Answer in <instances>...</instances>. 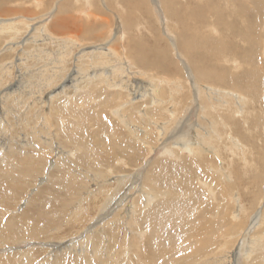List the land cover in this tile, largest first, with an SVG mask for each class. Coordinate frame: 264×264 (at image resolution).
Wrapping results in <instances>:
<instances>
[{
  "label": "rangeland",
  "instance_id": "obj_1",
  "mask_svg": "<svg viewBox=\"0 0 264 264\" xmlns=\"http://www.w3.org/2000/svg\"><path fill=\"white\" fill-rule=\"evenodd\" d=\"M39 1L0 0V20L4 23L13 20L17 25L15 30L0 35V264H264V238H259L264 236V51L260 50L264 44L260 43L264 26L263 30L261 26H253L256 5L246 0H217L220 4L212 11L216 19H211L206 0H93L98 16L92 18L81 13L79 0H42L36 4ZM59 1L71 7L56 14ZM167 4L169 7H163ZM246 5H251L249 15L253 18L244 12ZM170 8L175 11L174 16L167 14ZM263 13L261 9L258 14ZM262 19L259 21L264 24ZM211 23L220 34L215 35L218 43L212 40ZM171 36L175 37L176 45L172 44ZM256 36L260 38L259 49L251 42ZM194 41L206 44L196 45ZM59 42L76 43L68 45L73 52H68L63 60L58 53L67 48ZM188 42L192 43L194 52L208 56L209 62L201 60L198 64V69L202 70L196 71L200 75L199 83L190 79L192 76L186 66L187 62L194 66L187 51ZM108 45H115L118 55L106 56L98 63L95 60L101 59L92 61L88 56L101 52L97 48L105 50ZM218 46L222 53H210L218 52ZM162 50L166 51L169 64L161 60L162 54L156 55ZM226 56L231 60L239 58L240 62L236 61L240 67L236 68L234 60V65L227 62ZM84 63V69L89 71L85 75L78 68ZM114 66L127 71L122 77L125 81L119 83L121 74L115 69L109 73L110 80L105 77L108 73L99 76L101 68ZM249 70H254L253 76ZM254 72L260 75L255 78L257 85L254 83L259 92L258 97L252 95V101L247 103L251 108L248 113L234 112L228 102L217 106L208 93L214 87L221 93L241 91L248 95L249 82L243 79L249 76L252 85ZM231 74L241 77L242 87H232ZM82 76L84 79L76 84ZM150 79L165 86L158 93L167 100L171 97L169 84L176 85L177 92H183L173 95L178 104H155L151 96L143 98L129 87L136 84L135 81L147 83ZM225 80L229 82L224 84ZM105 81L119 86L111 91ZM193 84L206 88L208 110L195 105ZM208 87L211 88L208 90ZM118 102L124 103L122 109L118 110L121 106H116ZM167 107L175 110V114ZM205 114L207 118L200 120L199 116ZM189 120L195 122V126L191 123L192 126H188ZM131 123L140 130L134 132L133 126L129 128ZM217 123L220 135L213 131L218 128ZM183 132L204 133L207 135L204 141L209 139L211 144L203 141V151L186 150L184 146L190 144L186 135L179 136ZM235 141L238 146H234ZM167 149L172 150L171 153ZM121 158L123 162H119ZM151 161L153 177L148 176V179L157 193L153 194L159 196L154 195L155 201L146 199L139 184L143 181L142 175L147 176V165L150 168ZM96 174H101L102 178L96 179ZM100 188L109 189L111 194L117 190L118 198L128 194V201L119 213L111 211L97 228L89 230L91 235L99 237L96 244L102 254L94 253L89 247L88 255L83 251L68 255L69 251L73 253V247L69 246L60 252L53 251L54 254L52 247L42 246L44 242H66L83 236L88 228L85 224L90 227L99 214L105 216L112 205L103 209L108 196L99 195ZM82 194H86L84 198ZM133 198L138 201L139 210L140 205L148 203L144 215L135 210ZM80 200V209L86 216L84 222L74 220L73 212L79 208ZM257 214H262L263 220L259 215L255 221ZM125 221L145 226L135 230L143 232L139 238L126 229ZM34 229L41 231L40 237L32 235ZM256 237L258 240L254 243Z\"/></svg>",
  "mask_w": 264,
  "mask_h": 264
},
{
  "label": "bare ground",
  "instance_id": "obj_2",
  "mask_svg": "<svg viewBox=\"0 0 264 264\" xmlns=\"http://www.w3.org/2000/svg\"><path fill=\"white\" fill-rule=\"evenodd\" d=\"M70 0H68L67 2H69ZM74 1V0H73ZM96 1V0H95ZM95 1H93V0H79L78 2H79V4H78V7H80L79 9L81 10V13H83V14H85L86 16H90V17H92V18H96V16H98V15H96V13L94 12V7H95V5H94V2ZM124 1V0H123ZM132 1V0H131ZM151 1V0H150ZM189 1V0H188ZM191 1H193V0H191ZM200 1H202V2H205L204 0H200ZM246 1H251L252 2V4L253 5H256V17H255V15L253 16L252 14V16L254 17V19L256 20V23H254L253 24V26H257V27H260L261 26V29H262V27L264 26V24L261 22L260 23V21H259V18H263L262 19V21L264 22V13L262 14V16H259V15H261V14H258L259 13V11L261 10V9H264L263 7H264V0H246ZM164 3V1H161L160 3ZM169 2H170V0H169ZM169 2H167V3H169ZM179 2V1H178ZM199 2V1H198ZM40 3H42V0L41 1H39V2H37L36 4H40ZM75 3V2H74ZM96 3V2H95ZM117 3V2H116ZM129 3H130V1H129ZM136 3V2H135ZM158 3V2H157ZM174 3H175V1H174ZM180 3V2H179ZM193 3V2H192ZM192 3H191V5H192ZM105 4V3H104ZM126 4V3H125ZM138 4V3H137ZM153 4H154V2H153ZM152 4V5H153ZM171 4H173V3H171ZM218 4H220L217 0H206V3H205V6L206 7H208L209 9H210V11L209 12H211V13H208L209 14V16H211L210 18L212 19L213 18V14H215L216 15V13H214V12H212L213 11V8L215 9V6L216 5H218ZM249 4V3H248ZM116 5V4H115ZM156 5V4H155ZM161 5V4H160ZM163 5V4H162ZM177 5H179L180 6V4H177ZM184 5V4H183ZM195 5V4H194ZM242 5V4H241ZM165 6H168L169 7V4H167V5H164L163 7H165ZM171 6V5H170ZM175 6V5H174ZM182 6V5H181ZM66 7H71L70 5H67L65 2L64 3H60V1H59V4H57V6H56V8H55V13L56 14H58L57 13V11L58 12H62L63 10H65L66 9ZM177 7V6H176ZM176 7H174V8H176ZM191 7V6H190ZM202 7V6H201ZM247 7V8H246ZM246 7L245 6H243V10H244V12L246 13V14H248V16L249 17H252V16H250L249 15V12H251L250 11V9H251V5H246ZM77 8V7H76ZM135 8V7H134ZM177 8H179V7H177ZM187 8V7H186ZM196 8H198L197 6H196ZM203 8V7H202ZM54 9V8H53ZM68 9V8H67ZM71 9V8H70ZM136 9H137V7H136ZM164 9V8H163ZM206 9V8H205ZM179 10V9H178ZM177 10V11H178ZM181 10H182V8H181ZM185 10V9H184ZM190 10V9H189ZM201 10V9H200ZM164 11V10H163ZM167 11V14L170 16V14L171 15H173L174 16V12L175 11H173V8H170V10H166ZM183 11V10H182ZM204 11V10H203ZM80 12V11H79ZM193 12V11H192ZM197 12H199V11H197ZM253 12H255V11H253ZM67 13V12H66ZM200 13V12H199ZM61 15V14H60ZM177 15H179V14H177ZM186 15V14H185ZM59 16V15H58ZM199 16V15H198ZM201 16V15H200ZM62 17H63V15H62ZM65 17V16H64ZM167 17V16H166ZM189 17H191V16H189ZM252 17V18H253ZM69 18V17H68ZM71 18V17H70ZM100 18V17H99ZM173 18V17H172ZM175 18V17H174ZM181 18V17H180ZM184 18V17H183ZM187 18V17H186ZM186 18H184V19H186ZM194 18V17H193ZM9 19V18H8ZM63 19V18H62ZM170 19V18H169ZM191 19H192V17H191ZM198 19V18H197ZM213 19H216V17L215 18H213ZM218 19V18H217ZM22 20V19H21ZM64 20V19H63ZM66 20H68V19H66ZM173 20V19H172ZM181 20V19H180ZM253 20V19H252ZM261 20V19H260ZM33 21V20H32ZM31 21V22H32ZM94 21V20H93ZM177 21V20H176ZM203 21V20H202ZM251 21V20H250ZM258 21V22H257ZM13 22H16V21H11V22H8V23H4L3 22V20H0V23H2L1 25H0V35L2 34V33H7V32H11L12 30H15V28H16V26H15V23H13ZM19 22V21H18ZM22 22V21H21ZM190 22V21H189ZM252 22V21H251ZM183 23V22H182ZM197 23V22H196ZM259 23V24H258ZM18 24V23H17ZM252 24V23H251ZM31 25V24H30ZM185 25V24H184ZM210 25V27H211V29H212V40L214 41L215 39H216V43H218V38H215V35H220L219 34V32H218V30H217V27H215V29L212 27V23L211 24H209ZM259 25V26H258ZM186 26V25H185ZM195 26H196V24H195ZM45 27H46V25H45ZM208 27V26H207ZM187 28V27H186ZM253 29H255L254 27H252ZM264 28V27H263ZM45 29V28H44ZM219 29V28H218ZM260 29V30H261ZM195 29H193V31H194ZM198 30V29H197ZM238 30V29H237ZM240 30H242V29H240ZM245 30V29H244ZM263 30V29H262ZM190 31H191V29H190ZM199 31V30H198ZM197 31V32H198ZM101 32V31H100ZM261 32V31H260ZM259 32V33H260ZM204 33V32H203ZM238 33V32H237ZM241 33V32H240ZM239 33V34H240ZM258 33V32H257ZM205 34H208V33H205ZM236 34V33H235ZM242 34V33H241ZM243 35V34H242ZM261 36L263 35V34H260ZM46 36V35H45ZM44 36V37H45ZM105 36V35H104ZM236 36H238V34L236 35ZM253 36V35H252ZM51 37V36H50ZM123 37V36H122ZM193 37V36H192ZM205 37V36H204ZM243 37V36H242ZM264 37V36H263ZM262 37V38H263ZM259 38V36H256V37H252V39H251V42H254V45L255 46H260L261 44H263L264 43V39L262 40V38H261V40H260V38ZM34 39V38H33ZM51 39V38H50ZM210 39V38H209ZM220 39H222V36H221V38H219V41H220ZM170 40L172 41V44L173 45H176V39H175V37H172L171 36V38H170ZM259 40L261 41L260 43V45H259ZM200 41V40H199ZM208 41V40H207ZM241 41V40H240ZM244 41V40H243ZM222 42H223V40H222ZM60 43V42H59ZM189 44V47L187 48V51H188V53H189V56H190V59H191V61H192V64L194 65V66H192V65H190L189 64V62H185L186 63V66H187V68H188V71H189V74L192 76V78L190 77V79L191 80H193V81H195V82H198V75H197V72H202V70L201 69H198L200 66H198V64L200 63V61L202 60V61H208L209 62V60H208V56H204V53L202 54V52H194V50L191 48V46H193L192 45V43L191 42H188ZM194 43H195V41H194ZM55 44V43H54ZM61 45L63 44V46L65 47V48H67V49H64V50H62V51H59V56L61 57V59L63 60V59H66L65 57L68 55V52H73V48H72V46L71 47H69L68 48V45H71V44H76V43H74V42H63V43H60ZM59 44V45H60ZM196 45H198V44H206L205 42H199V43H195ZM219 44H220V42H219ZM228 44H230V43H228ZM186 44L185 43H183V47L185 46ZM213 45V44H212ZM234 46H235V44H233ZM87 46V45H86ZM106 46V45H105ZM115 45H112V47H109V45H108V47L104 50L103 49V47H100V48H97L96 50H98V49H100L101 50V52H99V53H93V54H88V56L90 57V59L92 60V61H94L95 59H101V60H99V61H96L95 60V63H98V62H100V61H102V59L104 58V59H106L105 57L106 56H114V55H118V50L116 51V46L114 47ZM142 46V45H141ZM214 46V45H213ZM232 46V45H231ZM238 46V45H237ZM249 46V45H248ZM181 47V46H180ZM219 47V46H218ZM217 47V48H218ZM264 44L262 45V47L260 48V50H261V52H263L264 50ZM176 48H178V47H176ZM226 48V47H225ZM228 48V47H227ZM231 48V47H230ZM258 49H259V47H258ZM127 50V49H126ZM191 50H193V52H194V54L191 52ZM246 51V50H245ZM63 52H65L63 55H62V53ZM71 52H70V54H71ZM241 52V51H240ZM207 53V52H206ZM210 53H216V54H220V53H222V49H221V47H219V50H218V52L217 51H215V52H213V51H211ZM234 53V52H233ZM120 54V53H119ZM160 54H162V58L163 59H161V60H164L165 61V63H167V64H169L168 62L169 61H167V58H165L166 57V55H167V53H166V51H164V50H162V52H160V53H157L156 55H160ZM185 54V53H184ZM239 54H241V53H239ZM251 54H252V52H251ZM261 54V53H260ZM259 54V55H260ZM73 55V54H72ZM84 55V54H83ZM82 55V56H83ZM186 55V54H185ZM201 55H203V56H201ZM214 55V54H213ZM80 56V55H79ZM131 56V55H130ZM228 56V55H227ZM227 56L224 58L227 62H230L231 64H233L234 62H235V65H236V68L238 69L239 67H240V65H239V58H237V59H235V57L234 58H232L233 60H234V62H233V60H231V59H227ZM235 56H236V54H235ZM262 56H264V52H263V54H262ZM73 57V56H72ZM159 57V56H158ZM196 57H199L200 58V60L198 59L197 60V58ZM216 57V56H215ZM215 57H213V59H215ZM137 58H139V57H137ZM82 59V58H81ZM121 59H123V58H121ZM221 59V58H220ZM239 59V60H238ZM243 59V58H242ZM57 60V59H56ZM85 60V59H84ZM236 60H238L239 62H237ZM66 61V60H65ZM106 61V60H105ZM128 61V60H127ZM222 61H223V59H222ZM256 61V60H255ZM63 62V61H62ZM83 62V61H82ZM182 62H183V60H182ZM66 63V62H65ZM80 63V62H79ZM136 63V62H135ZM117 64V63H116ZM121 64H122V62H121ZM124 64V63H123ZM159 64V63H158ZM163 64V63H162ZM62 65V64H61ZM81 65V64H80ZM120 65V64H119ZM132 65V64H131ZM234 65V64H233ZM84 66H85V63L84 64H82L80 67H78V68H80L81 69V72L80 73H82L83 75H85V74H87L88 72H87V70L86 69H84ZM111 66V65H110ZM165 66V65H164ZM217 66V65H216ZM166 67V66H165ZM167 68V67H166ZM178 68V67H177ZM180 68V67H179ZM196 68V69H195ZM58 69H59V67H58ZM112 69H115V70H117V72L119 71L120 72V74H121V79L119 80L120 82L119 83H121V82H123V81H125L124 79H122V77L124 76V73H126L127 71L126 70H124L123 68H121V70H118L119 68H116L115 66L114 67H110L109 69L107 68V67H103V68H101V72H100V75L99 76H103V74H101V73H108V74H105V77L107 78V79H111L110 78V76H109V73L112 71ZM129 69V68H128ZM211 70V69H210ZM100 71V70H99ZM197 71V72H196ZM254 71V70H253ZM253 71H250L249 70V72H251L250 74L253 76ZM92 72V71H91ZM135 72V71H134ZM138 72V71H137ZM186 72V71H185ZM223 72V71H222ZM227 72V71H226ZM133 74V73H132ZM193 74V75H192ZM254 74H255V76H254V82L252 83V85H250L251 84V82H250V77L249 76H247V78H245V79H243V80H245V82L247 81V82H249L248 84H247V89L249 90V94L247 95V94H244L243 92H241L240 91V93H235V92H226V93H221L220 92V90L218 89V90H215V88L213 87V88H211V87H208V90H209V88H211L210 89V91L208 92L209 93V95L216 101V105L217 106H222V105H224V104H226L227 102H228V104L230 103L231 104V106H232V108H233V111L234 112H244V111H246L247 113L248 112H250L251 111V108L249 109V107H248V102H250V101H252V99H251V97H252V95L253 96H257L258 97V95H257V93L259 92L258 90H259V88L257 89L255 86H254V83H256V85H257V81H256V76H258V77H260V75H258L256 72H254ZM89 75V74H88ZM189 75V76H190ZM67 76V75H66ZM92 76V75H91ZM130 76V75H129ZM157 76V75H156ZM177 76V75H176ZM200 76V75H199ZM218 76V75H217ZM223 76V75H222ZM84 77L85 76H82L81 77V79L80 80H78L77 81V83L76 84H80L81 83V81L84 79ZM98 77V76H97ZM171 77V76H170ZM169 76H168V78H170ZM173 77V76H172ZM171 77V78H172ZM178 77V76H177ZM91 78V77H90ZM102 78V77H101ZM156 78V77H155ZM229 78H231L232 80H230V83L233 85L232 87L234 88V87H242V85H241V82H240V79H241V77H239V76H236V75H233V74H231L230 75V77ZM262 78V77H261ZM130 79V78H129ZM129 79H128V81H129ZM200 79H202L201 77H200ZM199 79V80H200ZM156 80V79H155ZM158 80V79H157ZM163 80V79H162ZM171 80V79H170ZM176 80V79H175ZM174 80V81H175ZM220 80H222V79H219V81ZM229 80V79H228ZM242 80V79H241ZM127 81V80H126ZM173 81V82H174ZM218 81V80H217ZM252 81V80H251ZM131 82V81H130ZM137 82L138 81H135V83L136 84H134V83H132L131 84V86H129V87H131L132 88V91H134L135 93H140L141 95H143V98L144 97H146L147 95H149V96H151L152 97V99L154 100V103L155 104H158V105H164V103H167L168 102V104L170 105V106H173V104L175 105V104H178V101H174V99H175V96H173L174 94H176V92H177V90L175 89L176 87V85H173L172 84V86H170V84H169V90H170V94H171V97L167 100V98L166 97H168L167 95H166V99H164V98H161V97H159V93H158V91L160 90V91H162V90H164V88H165V86H162V84L160 83V84H156V82L153 80V79H150V80H148L147 81V83H146V81H143V83H142V81H139L138 82V84H137ZM158 82V81H157ZM169 82V81H168ZM172 82V81H171ZM225 82H226V80L225 81H223V83L225 84ZM229 81H227L226 83H228ZM92 83H94V81H92ZM105 83L107 84V87L106 88H108L109 90H113L114 88H116V87H118L119 85H117L116 83H111V82H106L105 81ZM141 83V84H140ZM159 83V82H158ZM162 83H164V82H162ZM192 83V82H191ZM194 83V82H193ZM199 83V82H198ZM175 84H177V83H175ZM179 84V83H178ZM190 84V83H189ZM129 85H130V83H129ZM183 85V84H182ZM182 85H180V86H182ZM194 85V84H193ZM211 85V84H210ZM120 87H123V88H125V85H120ZM167 87V88H168ZM197 87L199 88V92L197 91ZM223 87V86H222ZM225 87V86H224ZM177 88H179V87H177ZM190 89V88H189ZM214 91H213V90ZM250 89L252 90V91H250ZM127 90H128V87H127ZM131 90V89H130ZM191 90V89H190ZM247 90V91H248ZM205 91H207L206 90V88L205 87H201V86H196V85H194V94H195V99H196V103H195V105H198V104H200V107H201V109H203L204 111H206V110H208L209 109V103H208V96L206 95V92ZM147 92V93H146ZM179 92V91H178ZM177 92V93H178ZM181 92V91H180ZM179 92V93H180ZM239 92V91H238ZM124 93V92H123ZM132 93V92H131ZM134 93V94H135ZM161 93V92H160ZM164 93V92H163ZM181 93H183V92H181ZM207 93V94H208ZM251 93V94H250ZM140 94H138L139 96H141ZM166 94V93H165ZM168 94V93H167ZM163 95V94H162ZM213 95V96H212ZM260 95H262V94H260ZM259 95V96H260ZM164 96V95H163ZM179 96V95H178ZM263 96H264V93H263ZM126 97V96H125ZM123 98H124V96H123ZM137 98V97H136ZM135 98V99H136ZM262 98V97H261ZM134 99V98H133ZM132 99V100H133ZM138 99V98H137ZM142 100V99H141ZM177 100V99H176ZM125 101V100H124ZM136 101V100H135ZM150 101V100H149ZM172 101V102H171ZM212 102V101H211ZM127 103V102H126ZM125 103V104H126ZM129 103H130V101H129ZM128 103V104H129ZM132 103V102H131ZM118 104H121V106L119 105L118 106ZM139 104V103H138ZM141 104V103H140ZM243 104H245V106H243ZM131 105V104H130ZM130 105H129V107H130ZM143 105V104H142ZM180 105V104H179ZM116 106H118V110L119 109H122L121 107L122 106H124V103H117V105ZM211 106V105H210ZM214 106V105H213ZM128 107V106H127ZM135 107V106H134ZM124 108V107H123ZM156 108H157V105H156ZM172 108V107H171ZM211 108H212V106H211ZM111 109V108H110ZM109 109V110H110ZM131 109V108H130ZM136 109V108H135ZM164 109V108H163ZM168 111H170L172 114H175V110H173V109H170V108H166ZM199 109V108H198ZM112 110V109H111ZM118 110H116V111H118ZM125 110V109H124ZM140 111V110H139ZM138 112V111H137ZM186 112V111H185ZM246 112H244V113H246ZM118 113V112H117ZM144 113V112H143ZM166 113V112H165ZM218 113H219V111H218ZM217 113V114H218ZM221 113V112H220ZM224 113V112H223ZM185 114V113H184ZM118 115H120V114H118ZM134 115V114H133ZM143 115V114H142ZM149 115H151V112H150V114ZM216 115V114H215ZM237 115V114H236ZM251 115V114H250ZM122 116V115H121ZM120 116V117H121ZM123 116H124V114H123ZM127 116V115H126ZM139 116H141V115H139ZM145 115H143V117H144ZM156 116V115H155ZM174 116H176V115H174ZM150 117V116H149ZM187 117V116H186ZM189 117V116H188ZM117 118H118V116H117ZM121 118H123V117H121ZM120 118V119H121ZM125 118V117H124ZM157 118H159V117H157ZM207 117H206V114H205V116L204 117H202V116H199V119L201 120V119H206ZM209 118V117H208ZM135 119V118H134ZM154 119V118H153ZM164 119V118H163ZM184 119V118H183ZM210 119H212L213 120V118H210ZM218 119V118H217ZM243 119V118H242ZM117 120H119V118L117 119ZM126 120H127V117H126ZM147 120V119H146ZM152 120V119H151ZM171 120V119H170ZM173 120V119H172ZM120 121V120H119ZM123 121H124V119H123ZM130 121V120H129ZM148 121V120H147ZM154 121H156V120H154ZM163 121V120H162ZM176 121V120H175ZM197 121V120H196ZM138 122V121H137ZM214 122V121H213ZM223 122H225V121H223ZM264 122V121H263ZM129 123V122H128ZM144 123V122H143ZM147 123H149V122H147ZM168 123V122H167ZM187 123V122H186ZM189 123H191L190 122V120L188 121V126H192V125H194V124H196L195 122H193V123H191L192 125H189ZM145 124H146V122H145ZM185 124V123H184ZM148 125V124H147ZM217 125H218V128L217 129H212L214 132H217V134H219V124L217 123ZM216 124L214 125V126H217ZM134 127V132H136L137 130H140L139 129V127H138V125L135 127L134 125H132V123H131V125H129V128L130 127ZM140 126V125H139ZM148 126H150V124L148 125ZM195 126V125H194ZM226 126V125H225ZM227 126H228V124H227ZM128 128V129H129ZM144 128V127H143ZM183 128V127H182ZM194 128V127H193ZM213 128V127H212ZM162 129V127L160 128V130ZM228 129V128H227ZM125 130H127L126 128H125ZM186 130V129H185ZM211 130V129H210ZM230 130H231V128H230ZM187 131V130H186ZM204 131V130H203ZM145 132V131H144ZM208 132V131H207ZM159 133V132H158ZM206 133V132H205ZM226 133V132H225ZM123 134H125V133H123ZM178 134V133H177ZM181 134V133H180ZM212 134V133H211ZM223 134V133H222ZM134 135V134H133ZM136 135H139V133L137 132V134ZM184 135H186L187 136V142L190 144V145H186V146H184V147H186V150L188 149L189 151H191V152H193L194 150H196V148L198 149V150H201V151H203L204 150V147L202 146L204 143H203V141L205 140V137L207 136V135H204V133L203 134H198V133H196L195 132V134H191V133H189V134H186V133H182V135H179L181 138H183V136ZM210 135V134H209ZM212 135H214V133L212 134ZM220 135V134H219ZM227 135V134H226ZM230 135V134H229ZM172 136V135H171ZM194 136V137H193ZM159 137V136H158ZM161 137V136H160ZM217 137V136H216ZM219 137V136H218ZM221 137V136H220ZM219 137V138H220ZM127 138V137H126ZM185 138V137H184ZM236 138V137H235ZM198 139H201L202 140V142H199L198 141ZM215 139V138H214ZM237 139V138H236ZM112 140V139H111ZM157 140H159V139H157ZM179 140V139H178ZM209 139H207L206 141H204V142H206V143H209V144H211V142H209L208 141ZM114 141V140H113ZM124 141V140H123ZM142 141V140H141ZM161 141V140H160ZM185 141V140H184ZM179 142V141H178ZM186 142V143H187ZM116 143V142H115ZM148 143V142H147ZM162 143V142H161ZM127 144V143H126ZM130 144V143H129ZM143 144H144V142H143ZM200 144H201V147H200ZM235 144V145H234ZM234 144H232V146L234 145V146H238V142L237 141H235L234 142ZM175 145H176V143H175ZM174 144H173V146H175ZM181 145H183V144H181ZM111 146H112V144H111ZM122 146V145H121ZM125 146V145H124ZM128 146V145H127ZM142 146V145H141ZM147 146V145H146ZM152 146V145H151ZM207 146V145H206ZM120 147V146H119ZM118 147V149H120ZM130 147H131V145H130ZM140 147V146H139ZM138 147V148H139ZM153 147V146H152ZM172 147V146H171ZM176 147V146H175ZM209 147V146H208ZM115 148H117V147H115ZM115 148H114V150H115ZM125 148H126V146H125ZM129 148V147H128ZM132 148V147H131ZM182 148H183V146H182ZM195 148V149H194ZM113 149V148H112ZM111 149V150H112ZM124 149V148H123ZM171 149V148H170ZM127 150V149H126ZM133 150V149H132ZM135 150V149H134ZM137 150V149H136ZM138 150H140V149H138ZM152 150H154V149H152ZM168 150V149H167ZM183 150V149H182ZM185 150V149H184ZM15 151V150H14ZM113 151V150H112ZM117 151V150H116ZM125 151V150H124ZM166 151V150H165ZM170 151H172V150H168V152H170ZM197 151V150H196ZM196 151H194V152H196ZM209 151V150H208ZM123 152V151H122ZM121 152V153H122ZM128 152V151H127ZM183 152V151H182ZM198 152V151H197ZM200 152V151H199ZM205 152V151H204ZM163 153V152H162ZM171 153V152H170ZM203 153V152H202ZM210 153V152H209ZM168 154V153H167ZM185 154V153H184ZM215 155H218V151H217V153L215 152L214 153ZM196 155V154H195ZM194 155V156H195ZM199 155V154H198ZM202 155V154H201ZM160 156H162V154L160 155ZM164 156V155H163ZM168 156V155H167ZM174 156H176V155H174ZM170 157V156H169ZM168 158V157H167ZM173 158V157H172ZM177 158V157H176ZM119 159V158H118ZM190 159V158H189ZM159 160V159H158ZM170 160H172V159H170ZM177 160H179V159H177ZM191 160V159H190ZM201 160V159H200ZM118 161V160H117ZM116 161V162H117ZM125 161V160H124ZM161 161V160H160ZM165 161V160H164ZM169 161V160H168ZM173 161V160H172ZM119 162H123V158H121L120 160H119ZM126 162V161H125ZM125 162H124V164H125ZM147 162V161H146ZM145 162V163H146ZM179 162V161H178ZM107 163V162H106ZM118 163V162H117ZM116 163V164H117ZM148 163V162H147ZM152 163H153V161H151V163H150V168L148 167V165H147V168H148V170L149 171H147V176L146 177H144V175H142L143 176V181L142 182H139V184L142 186V184H143V187H141L140 186V190H141V192H142V194L146 197V199L147 200H150V201H152V199H154V201H155V199L157 198V197H159L158 195H155V194H157L156 192H155V190L153 189V188H151V180H149L148 179V176L150 177V176H152V175H150V173H151V171H152ZM120 164H122V163H120ZM169 164V163H168ZM176 164V163H175ZM105 165V164H104ZM144 165V164H143ZM145 165V166H146ZM172 165V164H171ZM179 165H181V164H179ZM178 165V166H179ZM192 165V164H191ZM167 166H169V165H167ZM156 167V166H155ZM172 167V166H171ZM160 168V167H159ZM163 169V168H162ZM178 169V168H177ZM187 169V168H186ZM157 170V169H156ZM176 170V169H175ZM111 171V170H110ZM137 171V170H136ZM161 171V170H160ZM164 171V170H163ZM88 173V172H87ZM86 173V174H87ZM113 173V171L111 172V174ZM172 173V172H171ZM218 173V172H217ZM172 175H174V174H172ZM83 176V175H82ZM87 176V175H86ZM9 177V176H8ZM94 177H97L96 179H98V178H102V176H101V174H96V175H94ZM153 177V176H152ZM202 177V176H201ZM137 179V178H136ZM147 179V181L145 182V180ZM116 180V179H115ZM128 181V180H127ZM151 181V182H150ZM116 182V181H115ZM150 182V183H149ZM107 183V182H106ZM129 183V182H128ZM114 184V183H113ZM205 184V183H204ZM132 185V184H131ZM184 185V184H183ZM208 185V184H207ZM111 186H113V185H111ZM123 186V185H122ZM126 186V185H125ZM128 186H130V185H128ZM133 186V185H132ZM136 187V186H135ZM93 188V187H92ZM131 188V187H130ZM119 189V188H118ZM123 189V188H122ZM158 189V188H157ZM199 189V188H198ZM101 190V192L99 193V195H102V194H107V198H108V200H110V202H112V203H110L108 200L106 201V205H103V209H106L107 208V206L108 205H112V207H111V209L109 210V212H107L106 214H105V216H103L102 214H101V216H100V214H99V219H98V217H96V219H98V220H94L93 221V224L89 227V226H87V224H85V226L86 227H88V228H86L85 229V232H84V234L86 233V237L84 238V239H81V237L83 238V236H84V234H82L83 236H81L80 234V236L79 237H74V238H72L71 240H69V241H66V242H63V241H59V242H48V243H46L45 244V242H44V244H42V246H45V247H52L53 248V250H52V252L53 251H55V250H59V252L60 251H62L63 249H65L66 247H70V248H72L73 250H72V252L73 253H70L71 251H69V250H66V251H69V253H68V255L69 254H72V255H74V254H80V252H82L83 251V253L84 254H87L88 252V250H89V247H92L93 249H91L94 253H98V252H100V247L96 244L97 242H98V238L99 237H97L96 235L97 234H95V235H91L90 233H89V230H92V228H94V227H98L99 225H100V222L102 221V220H104L105 218H107V217H109L110 216V214L112 213L111 211H115V212H117V213H119L120 211H121V207L124 205V204H126L125 202L126 201H128L127 200V196H128V194H127V196L125 195V196H121L120 198H118V191L116 190L115 192H114V194H111V192H110V190L109 189H102V188H100L98 191H100ZM102 190H104V191H102ZM113 190V189H112ZM128 190H130L129 188H128ZM97 191V192H98ZM124 191V190H123ZM131 191V190H130ZM158 191V190H157ZM166 191V190H165ZM196 191V190H195ZM95 192V191H94ZM167 192V191H166ZM166 192H164V193H166ZM211 192V191H210ZM80 193V192H79ZM88 193V192H87ZM90 193L92 194V191L90 190ZM129 193V192H128ZM153 193H155V194H153ZM71 194V193H70ZM81 194V193H80ZM90 194V195H91ZM95 194V193H94ZM97 194V193H96ZM115 194H117V195H115ZM83 195L85 196L86 194H82V198H84L83 197ZM142 195V196H143ZM157 196V197H155V196ZM168 195V194H167ZM74 196H76V195H74ZM92 196V195H91ZM90 196V197H91ZM96 196V195H95ZM116 196V197H115ZM152 196L154 197V198H152ZM176 196V195H175ZM196 196V195H195ZM114 197L116 198V199H114ZM137 197V196H136ZM177 197V196H176ZM81 198V199H82ZM118 198V199H117ZM124 198H126V199H124ZM129 198H131V197H129ZM138 198V197H137ZM143 198V197H142ZM141 198V199H142ZM68 199V198H67ZM123 199V200H122ZM134 199V198H133ZM140 199V200H141ZM65 200V199H64ZM131 200H132V198H131ZM136 199H134L133 200V206L135 207V210L136 209H138V207H137V202L135 201ZM69 201V200H68ZM87 201V200H86ZM85 201V202H86ZM145 201V200H144ZM261 201H263V200H261ZM63 202V201H62ZM82 200H80L79 201V208H77V209H75L74 207V214H75V216H74V220H79V222H84L85 221V219H86V216H84V211H83V209H80L81 208V206H82ZM148 202V201H147ZM127 206V205H126ZM125 206V207H126ZM132 206V205H131ZM58 207H59V205H58ZM78 207V206H77ZM130 207V206H129ZM134 207H131V208H134ZM139 207H141L140 208V210H139V212H141L143 215H144V212L146 213L147 211H148V208H149V205H148V203L147 204H144V205H140ZM220 207V206H219ZM60 208V207H59ZM109 208V207H108ZM62 209V208H61ZM169 209V208H168ZM241 209H243V208H241ZM108 210V209H107ZM129 208H127V211L129 212ZM134 210V209H133ZM132 210V211H133ZM170 210V209H169ZM175 210V209H174ZM240 210V209H239ZM125 208H124V213H125ZM261 211V210H260ZM111 212V213H110ZM72 213V212H71ZM132 213H134V212H132ZM237 213V212H236ZM240 213V212H239ZM120 215H122V214H120ZM128 215H129V213H128ZM130 215H132V214H130ZM259 215L260 214H257L255 217L257 218V220H255L256 218H254V220L255 221H258V217H259ZM262 215V214H261ZM261 215H260V217L259 218H261ZM217 216V215H216ZM58 217V216H57ZM137 217V216H136ZM143 217V216H142ZM66 218V217H65ZM144 218V217H143ZM116 219V218H115ZM114 219V220H115ZM124 219V218H123ZM142 219V218H141ZM167 219V218H166ZM117 220V219H116ZM131 220V219H130ZM261 220H263L262 218H261ZM87 221V220H86ZM153 221V220H152ZM264 221V220H263ZM68 222V221H67ZM88 222V221H87ZM109 222V221H108ZM107 222V223H108ZM114 222V221H113ZM66 223V222H65ZM86 223V222H85ZM102 223V222H101ZM142 223V222H141ZM144 223V222H143ZM142 223V224H143ZM152 223H154V222H152ZM261 223V222H260ZM109 224V223H108ZM120 224V223H119ZM125 227H126V229L127 230H131V231H133V235L132 236H137L138 238H139V236H141V233H143L142 231H135L136 229L137 230H142L141 228H143V227H145V226H143V227H140V226H138L137 225V223H135V224H133L132 223V221H125ZM140 224V223H139ZM122 225V224H121ZM102 226V225H101ZM150 226V225H149ZM119 227V226H118ZM147 227H148V225H147ZM146 227V228H147ZM27 229V228H26ZM30 229V228H29ZM84 229V228H83ZM99 229V228H98ZM97 229V230H98ZM109 229V228H108ZM145 229V228H144ZM32 230V229H31ZM96 230V229H95ZM103 230V229H102ZM102 230H100V231H102ZM148 230H150L149 228H148ZM83 231V230H82ZM105 231V230H104ZM103 231V232H104ZM113 231V230H112ZM26 232H27V230H26ZM31 232V231H30ZM116 232V231H115ZM114 232V233H115ZM147 232H149V231H147ZM151 232H153V231H151ZM28 233V232H27ZM32 233V235L34 236H39V233H41V231H39V229H34L33 230V232H31ZM98 233V232H97ZM103 233H101L100 235H102ZM152 234V233H151ZM18 235V234H17ZM30 235V234H29ZM91 235V236H90ZM88 236V237H87ZM111 236V235H110ZM143 236H144V234H143ZM40 237V236H39ZM107 237V236H106ZM114 238H115V240H117L116 239V237L115 236H113ZM117 237H119V236H117ZM123 237V236H122ZM127 237V236H126ZM32 238V237H31ZM137 238V239H138ZM141 238H143V237H140V239ZM258 237H256L255 238V240H254V238H253V241H254V243H256L257 241L256 240H258L257 239ZM259 238H264V236H261V237H259ZM40 239V238H39ZM101 239V238H100ZM107 239V238H106ZM126 240L128 239V238H125ZM132 239V238H131ZM102 240V239H101ZM139 240V239H138ZM138 240H135V241H138ZM143 240V239H142ZM128 241V240H127ZM140 241V240H139ZM120 242V241H119ZM134 242V241H133ZM133 242H132V244H133ZM130 243H131V241H130ZM129 243V244H130ZM138 243H140V242H138ZM108 244V243H107ZM47 245V246H46ZM96 245H97V247H96ZM100 245V244H99ZM105 245V244H104ZM131 245V244H130ZM103 246V245H102ZM117 247V246H116ZM121 247V246H120ZM12 248V247H11ZM80 248H82V249H80ZM81 251H80V250ZM13 250V249H12ZM117 250V249H116ZM65 251V250H64ZM65 251V252H66ZM102 252H103V249H102ZM121 252V251H120ZM126 252H127V250H126ZM31 253V252H30ZM54 253V252H53ZM101 253V252H100ZM105 253V252H104ZM253 253V252H252ZM55 254V253H54ZM58 255H59V253H57ZM102 254V253H101ZM110 254V253H109ZM117 254V253H116ZM128 254V253H127ZM25 255H27V254H25ZM57 255V256H58ZM76 255V256H77ZM88 255V254H87ZM113 255H114V253H113ZM136 255H137V257L138 256H140V254L137 252L136 253ZM117 256V255H116ZM128 256V255H127ZM211 256V255H210ZM215 256H217L216 254H215ZM23 257V256H22ZM63 257V256H62ZM86 257V256H85ZM97 257V256H96ZM113 257H115V256H113ZM112 257V258H113ZM145 257V256H144ZM208 257V256H207ZM220 257V256H219ZM61 258V257H60ZM87 258V257H86ZM88 258H90V256H88ZM104 258H105V256H104ZM103 258V259H104ZM111 258V259H112ZM117 258V257H116ZM126 258V257H125ZM131 258V257H130ZM24 259V258H23ZM27 259V258H26ZM57 259H59V257L57 258ZM66 259V258H65ZM64 259V260H65ZM107 259V258H106ZM128 259V258H127ZM206 259V258H205ZM108 260V259H107ZM113 260V259H112ZM126 260V259H125ZM216 260V259H215ZM82 261H84V260H82ZM91 261V260H90ZM111 261V260H110ZM209 261H211V260H209ZM87 262V261H86ZM118 262V261H117ZM174 262V261H173ZM206 262V261H205ZM205 262H202V263H205ZM214 262V261H213ZM217 262V261H216ZM63 263V262H62ZM211 263V262H210ZM59 264V263H58ZM65 264V263H64ZM83 264V263H82ZM118 264H122V263H118ZM129 264V263H128ZM133 264V263H132ZM175 264H178L177 262H175ZM182 264V263H181ZM206 264V263H205Z\"/></svg>",
  "mask_w": 264,
  "mask_h": 264
}]
</instances>
